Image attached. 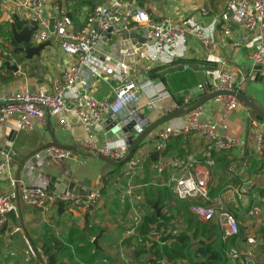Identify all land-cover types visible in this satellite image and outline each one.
<instances>
[{
	"label": "crops",
	"instance_id": "1",
	"mask_svg": "<svg viewBox=\"0 0 264 264\" xmlns=\"http://www.w3.org/2000/svg\"><path fill=\"white\" fill-rule=\"evenodd\" d=\"M111 1L63 0L62 4L68 15H70L75 29H78L79 21L91 8L97 5H108ZM121 2L122 9L143 8L152 19L157 21L173 20L176 23L187 21L199 27H209L208 30H214V47L212 50H207L194 37L183 34L178 39L177 49L174 52L156 54L146 41L144 31H137L128 35L108 36L99 42L93 53L96 58L95 73L98 77L85 69L82 74L83 84L81 86L77 85L75 91L70 93L69 104H73L77 108H83L84 100L88 97L98 101H108L111 95L114 94L113 88L116 82L111 76H106L103 69L136 66L138 71L134 77L135 83L138 85L148 84V86L139 93L138 100L131 110L124 111L116 119L107 116L109 114H103L100 121L92 127L84 126L76 116L69 112L49 116L45 120V125H42L38 119L33 118L31 119L29 131L19 130L17 128L18 120L14 117L0 123V149H3L11 131H16L9 150L10 153H13V156L8 175L0 179V197L11 191L8 177L13 179L24 178L25 162L34 153L45 147L55 146L53 145L54 141L59 144L56 147H63L72 152V156L65 160L51 161L44 159L41 168L33 173V177L37 180L46 182V187L51 179L61 183L59 186L55 185L46 193L47 196L53 197L57 201L51 204L50 212L45 217H41L37 211L25 206L20 201L15 202L9 208V221L4 227H0V253L4 254L5 257L10 254L21 255L24 259L22 251L25 247L21 245V241L24 240L27 247L26 253L36 256L34 251L41 246L40 241L47 232L58 242L64 244L63 241L72 228L83 229L84 216L87 212H91L85 234L82 231L81 233L85 235L88 241V238H94L101 230L110 231L109 234L101 236L98 242L99 246L113 256L112 259L115 260L116 264H122V261L125 262L121 251L119 259L116 255L110 253L107 247L110 248L114 244L118 245L123 242L122 232L128 223L127 209L120 213L122 206L117 203V194L114 192L116 187L124 186L127 182L124 177L127 162L119 167H113L99 159L97 157L99 154L84 152L81 149V144L88 139H92L98 146H102L106 142L113 146L127 145L121 133L112 135L109 133V129L110 124L117 119L124 121L133 114L141 115L147 119L146 128L152 125L156 126L144 135L130 158L135 162L132 181L136 186V193L141 195L144 200V208L157 215L153 206L163 204L160 192L166 191L167 187L164 180L168 176L161 171H157L155 166L171 158L180 157L191 161V173L193 174H201L205 169L209 170L208 192L210 201L223 200L225 208L237 220L240 233V219L251 221L264 215V154L260 157L256 156L250 147L255 136L254 129L250 127V122L255 120L264 124V121L255 116L254 112L244 103L241 102V105L233 111H227L224 105L218 103L215 97L206 100L200 106L202 115L198 118V124L215 125L216 133L220 136L243 143V146L233 148L227 153L214 154L212 158L215 165L212 168L205 165L206 140L193 132L186 136L172 137L163 149H156L158 135L167 126L180 122L189 125L186 120L187 114L167 119L169 114L172 113L169 111L170 109L173 107L177 108L175 111L182 108L187 109L202 97L212 94L210 80L206 74L207 70L212 67L222 68L227 72L234 73L237 77L239 92L264 110V74L261 81H259L260 73H258V77L253 78V67L257 64L250 58L254 42L250 38L246 44L233 47L230 43L231 39H237L242 30L231 23H228L227 26L234 29L235 33L229 37L222 35L221 28L226 25L220 20V15L224 12L226 0H121ZM4 12L7 16L6 21H4ZM45 14L48 15V12H45ZM21 16L30 18L27 12H22ZM16 18L19 20L18 17ZM16 18L13 19L10 7L0 4V25L7 24L6 29L7 32H10L11 37V25L14 26ZM25 21L22 22L25 24ZM21 30L17 31L20 32ZM0 37L3 39L0 42L1 64L8 61L10 65H14L18 69L14 73L7 71L4 66L0 67V99L9 93L23 91L40 90L51 94L54 83L59 81L62 76L63 69L75 62L74 57H70L60 50L53 36L46 41L50 44L44 47L40 55L34 56L31 60H26L25 54L16 52L19 45L14 40V44H11L8 38L1 35ZM29 44L34 47L36 41L31 37ZM136 50L149 55L137 63V57L134 54V52H137ZM217 60H220L221 63H218ZM185 100L188 101V105H185ZM62 120H64L63 123ZM144 131L145 129L142 133ZM140 135L135 132L132 133L130 135L131 142L134 143ZM127 146L129 150V145ZM1 153L3 152L0 151V161L2 159ZM154 153L158 157L156 161L151 162V155ZM231 165L235 167L233 171L228 170ZM224 173L230 175L233 179H226ZM103 179H105V182H103ZM228 180H230V183H228ZM64 182L74 185L72 191L77 188L84 191L78 195L68 192L64 195L72 198L68 203L58 201L60 197H63L60 196L58 189ZM235 183H237V186L232 188L231 186ZM249 184L250 188L245 190ZM161 186H163V190L160 189ZM227 187H231V189L223 191ZM237 188H242L245 193L238 194ZM167 189L171 193L169 188ZM87 191L90 193H87ZM97 191L100 198L91 204L92 207L89 208V211L83 210L82 207L74 203L76 199L88 200L89 196ZM253 197L261 208V214L256 218H248L245 214L248 203L253 200ZM152 198H160L159 204L158 200H155L153 205H148V201ZM194 201H197L195 205L201 202L199 199ZM166 202H164V205ZM112 204L117 206L115 207ZM189 206L187 211L191 212L190 210L194 205L190 204ZM166 207L167 205L159 208V210ZM34 213L36 217L31 218ZM119 213L120 215H117ZM37 218L46 224H50V229H46L36 236L28 237L25 224L36 223ZM50 219L51 223H48ZM263 230L264 227L262 232H264ZM14 241L20 242L14 247L12 246ZM33 241L38 243V247L35 246ZM104 244H107V247ZM239 250L241 251V248ZM250 251L255 258H262L263 256L262 262L264 260L262 254L264 253V237L255 240L249 248ZM1 261L3 260L0 258ZM64 262L67 261L64 260ZM35 264H38V261H35Z\"/></svg>",
	"mask_w": 264,
	"mask_h": 264
},
{
	"label": "built area",
	"instance_id": "2",
	"mask_svg": "<svg viewBox=\"0 0 264 264\" xmlns=\"http://www.w3.org/2000/svg\"><path fill=\"white\" fill-rule=\"evenodd\" d=\"M62 1L0 0L1 5L10 7L13 19L18 17V21L27 20L23 26L29 25V21L36 23L37 29L32 35L34 41L46 42L53 36L60 50L64 54L75 58L73 64L63 69L62 76L59 81L54 83L51 94L37 90L9 93L2 97L0 99V123L14 117L18 120L17 128L19 130L29 131L31 119L33 118L38 119L42 125H45V120L49 116L69 112L76 116L84 126L92 127L100 121L103 114H109L111 117L117 118L124 111L131 110L138 100L139 93L148 86V84L138 85L135 83L134 77L138 71L136 66L103 69L106 76H111L116 82L113 88L115 98L112 103L88 97L84 100L83 108H77L75 105L69 104L70 93L75 91L77 85L81 86L83 84L82 74L85 69L98 77L95 73L96 58L93 53L99 42L108 36L128 35L137 31H144L146 41L156 54L174 52L177 49V41L183 34L191 35L207 50H212L214 47L213 29L208 30L209 27H199L187 21L178 23L173 20L157 21L152 19L143 8L122 9L121 0H112L108 5L94 6L84 16L82 15L78 29H75ZM22 12H27L30 18H23L21 16ZM45 12H48V15ZM220 20L226 25L221 28L223 36L229 37L235 33L234 29L227 26L228 23L235 24L242 30L237 39H231V45L233 47L242 46L251 38L254 45L250 58L255 64L264 65V0H226L225 9L220 15ZM50 25L52 26V33L49 32ZM2 41L3 39L0 37V42ZM136 51L134 54L137 57V63L149 55L143 51ZM217 62L221 63L220 60H217ZM206 74L210 80L211 93L225 92L229 94L217 96L218 103L223 104L227 111L237 109L241 102L233 95L240 93L235 74L217 67L208 69ZM188 104V101L185 100V105ZM176 109V107H173L169 111L174 112ZM201 115L202 108L198 107L187 114L188 126L184 125L183 122L172 123L167 126L158 135L156 149H163L172 137L186 136L193 132L206 140L205 165L212 168L215 165L212 158L214 154L227 153L233 148L243 146V143L217 134L215 125L198 124V118ZM250 127L255 132L250 147L256 156H263L264 124L253 120L250 122ZM134 132L140 135L143 129L137 125ZM109 133L112 135L121 133V124L118 123L110 128ZM81 149L86 153L99 154L113 161H121L128 154V146L125 144L113 146L106 142L102 146H98L92 139L83 142ZM1 156L0 179L7 177L13 153L8 151L1 153ZM71 156L72 152L69 149L48 146L34 153L25 162L24 168L26 170L23 179L8 177L11 191L0 197V227H4L9 221V208L17 201L37 211L41 217H45L50 212L51 204L57 200L45 194L46 182L37 180L33 177V173L41 168L44 159L61 161ZM155 167L157 171H161L168 176L164 180L165 185L176 199L182 201L199 199L201 201L199 204L194 205L190 211L201 221L216 223L222 241L229 243L230 239L240 236L239 224L225 208L223 200L210 201L208 192L210 172L208 169H205L201 174H193L191 173V161L180 157L160 162ZM234 168L231 165L228 170L233 171ZM134 170L135 162L129 159L124 173L127 182L124 186L116 187L114 190L117 194V203L124 206L128 214V223L122 232L123 241L138 234L137 228L141 226L145 217L144 200L141 195L136 193V186L132 181ZM17 188L19 189L17 190ZM249 188L250 184L245 190ZM237 193L242 194L245 191L243 192L242 188H237ZM99 198L100 194L97 191L91 194L88 200L76 199L74 203L82 207L83 210L89 211L91 204ZM70 199L72 198L63 196L58 201L68 203ZM260 214L261 208L253 197V200L248 203L245 215L248 218H256ZM157 224L152 225L148 231L146 238L148 246L153 244L162 246L171 242L169 240L162 241V230ZM172 234L176 233L173 232ZM225 255L228 264H262L255 259L251 251L243 253L235 247L227 249ZM157 263L172 264L166 260H158ZM126 264L135 263L126 262ZM174 264L180 263L175 262Z\"/></svg>",
	"mask_w": 264,
	"mask_h": 264
},
{
	"label": "trees",
	"instance_id": "3",
	"mask_svg": "<svg viewBox=\"0 0 264 264\" xmlns=\"http://www.w3.org/2000/svg\"><path fill=\"white\" fill-rule=\"evenodd\" d=\"M23 25L24 22L15 19L16 30H21ZM7 27V24L0 25V35L8 38V41L14 44L10 32H7ZM157 157L158 155L155 153L151 155V162L156 161ZM155 200H158L159 204L160 198H152L148 201V205H153ZM145 212L144 220L141 226L137 228V233L142 231L144 237L147 238L152 224L159 223L161 216H157L156 213L150 212L146 208ZM186 227V231L175 237H163L162 241L171 238V242L166 245L153 244L148 246L146 240L143 245L148 249L142 253H147V259L143 264H158V260H166L172 264L175 262L180 264H228L225 255L226 250L234 247V242L237 244L241 239L239 236L232 238L231 244L225 243L221 239L216 224L200 221L189 211L186 212ZM143 240L145 239L143 238ZM40 242L41 246L34 251L38 264H116L114 259L100 252H93L92 244L86 240L85 235L81 233V229L78 227H74L68 232L63 241L67 245L58 242L49 232L44 235ZM153 249L155 250L153 251ZM139 250L141 252V249Z\"/></svg>",
	"mask_w": 264,
	"mask_h": 264
},
{
	"label": "rangeland",
	"instance_id": "4",
	"mask_svg": "<svg viewBox=\"0 0 264 264\" xmlns=\"http://www.w3.org/2000/svg\"><path fill=\"white\" fill-rule=\"evenodd\" d=\"M226 176V179H233L230 177V175H227L226 173H224ZM230 183V180H228ZM237 186V183H235L233 186H231L232 188ZM231 187H227L225 189H223V191H227L229 189H231ZM161 190H163V186L160 187ZM166 191H162L160 192L162 195V203L163 204H159L157 205V215L161 216L160 221H158L159 223L157 225H159L161 227L162 230V238L163 237H175L176 235L184 232L187 230L186 227V212L187 209L189 210V205L193 204L195 205L197 203V201L195 202L194 200H184V201H180L177 200L166 188ZM155 193V192H154ZM169 202V204H167V202ZM164 202H166V204L164 205ZM113 205V204H112ZM167 207L162 210H159V208H162L164 206ZM188 205V206H187ZM113 206H117V205H113ZM120 206V205H119ZM118 210V209H117ZM125 210V207L122 206L121 208V212L123 213ZM126 211V210H125ZM117 214V215H120ZM146 214V212H145ZM36 214L34 213L33 216H31V218H35ZM263 218L264 215H262L259 219L256 220H246V219H240L241 222V233H240V237L241 239L239 240V242H237V244L234 242V247L235 248H241V252L243 253H248L249 252V248L251 247L252 244H254V241L257 240L258 238H262L264 232H262L263 229ZM50 220H48V223H51ZM115 221V220H114ZM154 224V223H153ZM152 224V225H153ZM26 230H27V236L31 237V236H36L37 234H40L42 231L46 230V229H50V224H46L44 222L41 221V219L37 218L36 219V223H30V224H25ZM173 232H175L176 234H172ZM167 233L171 234L168 235ZM143 238L145 240H143ZM171 238L168 239L169 242L171 241ZM14 240V239H13ZM233 241V239L229 241V243L231 244ZM235 241V239H234ZM20 242V241H14L12 242V246H16V244ZM35 242V246L38 247V243L36 241ZM146 242V238L144 237L143 232L139 231L138 234L124 240L122 243H119L118 245L114 244L112 246L107 247V244H104L105 247H107L110 251V253L116 255V257H118L120 259V255L122 254L123 257L125 258V262L122 261V264H126V262H134L135 264H143L144 261L147 259V253H142L144 252V250L148 249L146 248L145 245H143V243ZM21 245H23L25 247V249H23L22 251V255L24 254V259L22 258L21 255L15 256V255H9L7 257H5L4 254L0 253V258L3 260L0 262V264H35V261H38L36 259V256H32L29 253H26V244H25V240L21 241ZM143 245V246H142ZM121 249V250H120ZM141 249V252L140 250ZM130 252H129V251ZM155 249H153L154 251ZM121 251V254H120ZM127 251V254H126ZM135 252H140V253H135ZM264 255V253H262ZM257 261L261 262V260L263 259L260 257L255 258ZM264 264V260L261 262Z\"/></svg>",
	"mask_w": 264,
	"mask_h": 264
},
{
	"label": "water",
	"instance_id": "5",
	"mask_svg": "<svg viewBox=\"0 0 264 264\" xmlns=\"http://www.w3.org/2000/svg\"><path fill=\"white\" fill-rule=\"evenodd\" d=\"M70 17V15H69ZM6 13L4 12V21H6ZM37 27H36V23L34 21H30L29 26L23 27V29L18 32L15 27L13 25H11V32H12V37L13 40L16 44L19 45V47L16 49V52H20L25 54V59L26 60H31L34 56H39L41 51L44 49L45 46L49 45V42L46 43H41L39 41L36 42V46L32 47L30 46L29 42L30 39L32 37V35L35 33ZM50 33H52V26L49 29ZM4 66L6 68L7 71H12L14 73H16L18 71L17 67L14 65H10V62H3L1 64V59H0V67ZM253 71H254V75L253 78L258 77V73H260V77H259V81L262 80V76L264 74V65H255L253 67ZM26 90V89H23ZM220 95H229L228 93L225 92H215L212 94H209L205 97H202L199 101H197L196 103L190 105L187 109H180L177 111H174L172 113L169 114V116L167 117V119L169 118H175V117H179L182 116L184 114H188L189 112H191L192 110H194L195 108L200 107L206 100L209 99H213L217 96ZM232 95V94H230ZM240 102L244 103L246 106H248L253 112L254 115L257 116L258 118H260L262 121H264V110L258 106H256V104L247 96L241 94V93H235L233 94ZM115 98V94H112L110 99L108 100L109 103H112L113 100ZM110 116V115H107ZM112 119H116V117H112ZM120 123L122 126L121 129V134L123 139H125V143L127 145H129V150H128V154L126 156L125 159L121 160V161H113L110 160L104 156L101 155H97V157L101 160H103L105 163L113 166V167H119L121 165H124L133 155L134 150L137 148V146L139 145V143L142 141L144 135L146 133H149L150 131H152V129H154L156 126L152 125L151 127L146 128L145 126L148 124L147 119H145L143 116L141 115H137V114H133L130 117H128L126 120L124 121H119L118 119L116 121H114V123L110 124V128L114 127L116 124ZM139 126L140 128L145 129L144 133H142L137 140L132 143L131 142V137L130 135L132 133H134V128L136 126ZM16 134V131H11L10 135L8 136L7 142L5 143L3 149H0L1 152L6 153L10 150L11 148V141L13 140L14 136ZM53 145L55 146H59L58 143H56L55 141L53 142ZM63 148V147H61ZM103 182H105V179H103ZM61 183L56 182L55 180L51 179L50 182L48 183L47 187L44 188V192L45 194L47 193L48 190L52 189L55 187V185H60ZM65 187H66V191H65ZM74 185L70 184L68 182H64V184H62V186L59 187V194L60 196H64L66 195L68 192L70 194H74V195H78L79 193L83 192L84 190H82L81 188H77L75 189V191L73 190ZM87 193H90L89 191H87ZM47 195V194H46ZM50 197V196H49ZM92 207V206H91ZM153 209L157 212V206L154 205ZM91 215V212H87L86 215L84 216V226L83 229H81L82 233L85 234V231L88 227V222H89V217ZM110 231L108 230H101L94 238H88V241L93 245V252H100L108 257L113 258V256L111 254H109L105 249H103L101 246H99V239L101 238L102 235L104 234H109Z\"/></svg>",
	"mask_w": 264,
	"mask_h": 264
}]
</instances>
